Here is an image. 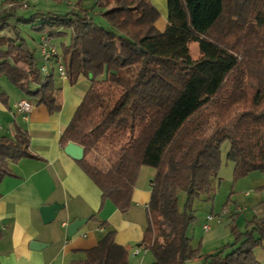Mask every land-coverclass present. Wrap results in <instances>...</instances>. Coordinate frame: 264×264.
Returning a JSON list of instances; mask_svg holds the SVG:
<instances>
[{
	"label": "trees",
	"instance_id": "obj_1",
	"mask_svg": "<svg viewBox=\"0 0 264 264\" xmlns=\"http://www.w3.org/2000/svg\"><path fill=\"white\" fill-rule=\"evenodd\" d=\"M164 1L162 31L149 0H95L92 13L79 4L66 14L28 17L3 8L0 76L34 105L57 110L53 72L40 73L23 30L30 27L50 40L67 35L57 56L67 81L83 76L89 86L60 146L72 142L83 149L77 163L101 200L121 213L131 206L140 168L155 169L147 224L136 245L152 254L151 264H259L253 248L264 241V217H254L244 233L231 228L229 253L202 255L200 244L193 247L187 237L193 221L187 209L195 198L212 197L224 141L234 178L264 172V0H231L232 11H226L227 0ZM28 145L21 130L0 136V181L11 174L10 162L29 156ZM180 192L187 198L182 211ZM238 213L229 215L232 222ZM114 235L106 230L84 260L70 264H131Z\"/></svg>",
	"mask_w": 264,
	"mask_h": 264
},
{
	"label": "crops",
	"instance_id": "obj_2",
	"mask_svg": "<svg viewBox=\"0 0 264 264\" xmlns=\"http://www.w3.org/2000/svg\"><path fill=\"white\" fill-rule=\"evenodd\" d=\"M52 1L0 0V10L12 5L16 15L22 17L35 12L61 14L58 10L60 5L56 0L54 3ZM149 1L159 15L166 18L165 1ZM83 2L84 0H77L75 3L65 0L66 5L73 7L72 10L79 4L83 5ZM23 4L26 7H21ZM21 9L30 10L31 13L23 16L19 13ZM41 37L42 34H39L36 40L32 39L33 46L27 43L38 59ZM67 41V35L62 36L58 45ZM54 42L51 39V44L60 56V50L58 51L57 43ZM51 71L54 76V61L49 64V72ZM86 80L88 81L81 76L74 84H69L67 80L58 78L59 86L55 84L58 89L55 105L58 109L50 112L44 105H34L25 119L12 106L27 97L16 87L19 93L9 91L8 87L0 83V136L11 137L21 130L26 133L29 143V156L10 162L11 174L0 181V264H70L82 261L85 259V252L97 245L98 239L106 230L115 232L114 242L127 250L131 264L136 263L133 259L141 255L134 256L132 253L141 242L147 224V205L155 169L146 166L140 168L131 194V206L125 213H121L111 201L101 200L98 188L84 174L77 161L65 155L60 146L61 136L87 90L86 86L82 90H78L76 86ZM51 204L61 205L62 208L53 221L43 224L39 209ZM212 211L213 206L208 215H212ZM92 216L95 219H91ZM82 218L88 219L87 222L76 234L68 237L67 226L75 219ZM226 218L229 226L232 219ZM205 219L206 217L204 221L202 219L200 226L203 236L199 239V244L202 249L207 247L205 255H209L216 251L217 248L214 247L222 239L230 237V233L228 228L211 227L213 220L208 222L209 228L204 230ZM101 222L105 223L104 227L100 226ZM195 226H192V239L197 234ZM32 243H36L38 247L32 249ZM193 264H201V261L197 260Z\"/></svg>",
	"mask_w": 264,
	"mask_h": 264
},
{
	"label": "rangeland",
	"instance_id": "obj_3",
	"mask_svg": "<svg viewBox=\"0 0 264 264\" xmlns=\"http://www.w3.org/2000/svg\"><path fill=\"white\" fill-rule=\"evenodd\" d=\"M68 1L75 3L77 0ZM54 2L55 0L52 1V3ZM56 2L60 5V9L58 10L61 14H66L73 8L72 6L66 5L65 0H56ZM226 4V11H232L231 0H227ZM93 5L94 2L92 0H84L83 5H81L80 8L87 9L90 12L92 9H94ZM19 13L23 16H27L31 13V11L21 9L19 10ZM94 19L96 23L104 25L99 16H95ZM165 24V17L159 15V18L156 22L157 30L162 31L165 27ZM18 26L22 28V26ZM23 35L28 45L33 46L34 41L32 39L36 40L39 36V33L31 30L30 27H26L23 30ZM54 41V44L57 43V48L59 51V38H55ZM116 47L117 46H114V48ZM189 51L190 55L192 57H195L198 52L197 45L195 43L190 44ZM34 53L37 54L35 50ZM53 80L54 83L59 86L60 82H58L57 74H54ZM0 83H3L4 86L8 87L9 91H12L13 93H19V91L12 84H10L5 77L0 76ZM88 84L89 82L86 80V82H81L80 84L78 83L76 88H78V90H82L85 86L88 88ZM0 88H2V85ZM25 99L32 101V99L30 98ZM229 147L230 145L228 141H224L220 146V164L217 175L213 179L212 197L210 199H206V197L195 198L192 200V202L190 203V207H188L187 209L188 213L193 216V221L188 227L187 237L191 238L190 243L193 247H198L199 239L201 238V236H203L202 230L200 229L202 219L204 221V218L211 210V206H213L212 215L214 216V220L210 226L221 227L224 229L228 228L230 233V237L228 239H222L221 243H219V245L217 244L214 247L217 248L216 250H222L223 255L230 252L231 247H229V245L234 242V237L231 233V228L233 226H235L237 232L244 233L247 229L251 228L252 225L250 224V222L253 221L254 217H264V172L255 171L249 173L246 176L234 178L233 164L226 158ZM93 157H95V155H93ZM99 164L108 167V163L103 162V160L101 159H99ZM177 198L179 210L182 211L186 205V195L185 193L180 192ZM236 207H239L241 209V212H239L234 217V221L231 222L229 226H227V221L225 220H227L226 217L230 216L222 215L221 211L223 208H226L231 212V214H233ZM218 219L219 222L216 221ZM194 225H196L195 229L197 232L195 237L196 240L195 238L192 239L191 235L192 226ZM207 250V247L202 249L200 244V253L202 255H205L206 252H208ZM140 254L141 255L136 256L133 259V261L135 260L136 262L134 264H151L153 262L152 254L149 251H146L144 255L142 253ZM253 255L255 256L259 264H264V241H262L260 245H257L253 248ZM195 262H197V260H191L189 262H186L185 264H193Z\"/></svg>",
	"mask_w": 264,
	"mask_h": 264
},
{
	"label": "built area",
	"instance_id": "obj_4",
	"mask_svg": "<svg viewBox=\"0 0 264 264\" xmlns=\"http://www.w3.org/2000/svg\"><path fill=\"white\" fill-rule=\"evenodd\" d=\"M12 7V5H10ZM21 7H26L25 4H23ZM38 53H39V59H40V73L43 76H47L50 72H49V64L51 62L54 61V65H55V72L58 76V78L62 81H66L67 80V76L65 74L64 71V67L63 64L60 60L57 54V50L56 48L51 44V40L48 37H41L39 44H38ZM13 110L18 113L21 114L23 116V118L25 119L27 117V115H29L31 113V111L34 108V103L30 100L27 99H21L17 102H15L13 104ZM236 212H241V209L239 207H237L235 209ZM221 214L224 216H228L231 214V212L226 209L223 208L221 211ZM206 223L203 225V229L207 230L209 228L208 222L214 220V216L209 214L206 216ZM217 222H219V219L216 220ZM146 249L143 247H137L136 249H134L133 251V255H139L140 253H145Z\"/></svg>",
	"mask_w": 264,
	"mask_h": 264
},
{
	"label": "water",
	"instance_id": "obj_5",
	"mask_svg": "<svg viewBox=\"0 0 264 264\" xmlns=\"http://www.w3.org/2000/svg\"><path fill=\"white\" fill-rule=\"evenodd\" d=\"M63 152L65 155L70 157L71 159L75 161H80L83 158V149L72 143L69 142L64 148ZM62 206L58 204H51L48 206H43L39 209V214L42 220L43 224H48L51 221H53ZM88 219L82 218V219H75L67 226V236L71 237L74 234L77 233V231L87 222ZM32 249H36L38 246L36 243H32L30 245Z\"/></svg>",
	"mask_w": 264,
	"mask_h": 264
}]
</instances>
